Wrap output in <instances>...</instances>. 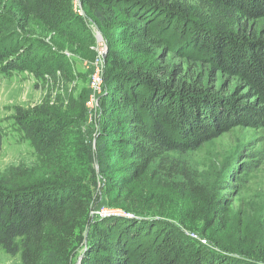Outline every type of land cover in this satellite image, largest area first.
<instances>
[{
    "label": "trees",
    "instance_id": "trees-1",
    "mask_svg": "<svg viewBox=\"0 0 264 264\" xmlns=\"http://www.w3.org/2000/svg\"><path fill=\"white\" fill-rule=\"evenodd\" d=\"M79 1L103 37L111 38L131 19L189 60L185 67L144 65L114 50L105 55L104 123L87 152L97 164L96 175L123 196L125 208L139 206L125 199V182L113 169L125 118L142 123L164 152L197 149L236 126L264 129V36L251 26L264 18V0ZM72 7L73 0H0V73L51 80L70 66L65 46L93 54L95 36ZM218 74L236 80L231 93L214 87ZM108 103L132 105L134 111L115 117ZM85 106L80 99L76 119L43 103L17 106L14 125L37 155L50 157L64 148ZM1 142L0 128V148ZM20 172L13 167L7 170L11 175L0 177V248L18 254L21 264H73L81 255L77 264H264V248L232 250L211 243L223 254L187 238L170 221L119 215L93 220L95 181L67 171L48 182L18 184Z\"/></svg>",
    "mask_w": 264,
    "mask_h": 264
},
{
    "label": "rangeland",
    "instance_id": "rangeland-1",
    "mask_svg": "<svg viewBox=\"0 0 264 264\" xmlns=\"http://www.w3.org/2000/svg\"><path fill=\"white\" fill-rule=\"evenodd\" d=\"M79 8L95 36L90 47L93 54L65 46L63 50L70 66L51 80L43 81L28 72L7 76L0 73V177L15 175L14 170L11 173L7 170L19 167L20 176L15 182L26 184L48 182L70 171L75 177L96 183L90 211L93 220L118 215L131 217L127 215L130 213L140 220L173 222L187 238L201 237L210 246L217 243L232 250H243L244 246L264 248V129L236 126L197 149L164 152L142 123L125 118L134 111V106L108 103V112L125 118L124 142L118 149L119 159L114 161V175L123 178V195L127 201H138V208H125L123 196L110 191L96 175L97 164L87 151L95 146L104 123L101 117L106 95L103 53L114 50L144 65L168 62L185 67L189 60L180 57L173 50L175 47L169 48L160 35L131 19L116 28L111 38H105ZM251 26L264 36V18ZM97 31L101 40L96 38ZM100 52L101 62L97 61ZM96 66L101 68V86L93 93L90 75ZM236 84V80L221 74L213 82L223 94L231 93ZM80 99L85 100L84 118L72 125L64 148L53 150L50 157L37 155L30 141L14 125L15 107L32 108L42 103L76 119ZM171 164L174 169L169 168ZM77 263L78 256L73 264ZM0 264H21L20 256L0 248Z\"/></svg>",
    "mask_w": 264,
    "mask_h": 264
},
{
    "label": "built area",
    "instance_id": "built-area-1",
    "mask_svg": "<svg viewBox=\"0 0 264 264\" xmlns=\"http://www.w3.org/2000/svg\"><path fill=\"white\" fill-rule=\"evenodd\" d=\"M79 0H73V11L77 14H81L80 8H79ZM102 53H98V59L97 61L101 62V58H102ZM94 71L91 72L90 75V85H91V91L93 93H96L99 91L100 86H101V68L96 66L95 69H93ZM192 236V235H191ZM194 239H199L201 241V243L206 244L207 245V241L202 239L201 237H197V236H193Z\"/></svg>",
    "mask_w": 264,
    "mask_h": 264
},
{
    "label": "water",
    "instance_id": "water-1",
    "mask_svg": "<svg viewBox=\"0 0 264 264\" xmlns=\"http://www.w3.org/2000/svg\"><path fill=\"white\" fill-rule=\"evenodd\" d=\"M96 38H97V39H100V40L102 39L101 33H100L99 31L96 32ZM103 54H104V55H103V57H104V56H105V53H103ZM127 215H129V216H131V217H135L134 215H130V213H128ZM145 218H147V217H145ZM147 219H148V218H147ZM207 245L210 246L208 242H207ZM210 247L215 248V250H217V251L219 250L217 247H215V246H213V245H211ZM81 259H82V255L79 256V258H78V263L81 261Z\"/></svg>",
    "mask_w": 264,
    "mask_h": 264
}]
</instances>
